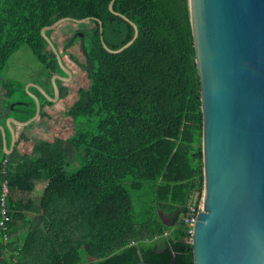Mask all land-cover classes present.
<instances>
[{
	"label": "trees",
	"instance_id": "1",
	"mask_svg": "<svg viewBox=\"0 0 264 264\" xmlns=\"http://www.w3.org/2000/svg\"><path fill=\"white\" fill-rule=\"evenodd\" d=\"M111 1L0 0V73L27 47L50 95L51 76L65 73L41 29L63 18H91L84 30L63 28L61 47L52 35L62 28L46 31L88 80L65 113L74 133L38 140L29 153L17 139L7 154L0 131V199L5 182L9 188L0 264H171L173 258L194 264L182 218L193 196H202L204 172L190 3L115 0L114 11L134 22L139 36L112 54L100 39L117 50L133 39L134 28L110 11ZM56 84L67 97L69 87ZM34 105L14 110L29 119ZM19 139L28 141L24 134ZM37 182L46 185L34 201L28 196ZM1 216L0 205V222Z\"/></svg>",
	"mask_w": 264,
	"mask_h": 264
},
{
	"label": "water",
	"instance_id": "2",
	"mask_svg": "<svg viewBox=\"0 0 264 264\" xmlns=\"http://www.w3.org/2000/svg\"><path fill=\"white\" fill-rule=\"evenodd\" d=\"M114 1L110 11L134 28L133 39L117 50L100 39L106 51L117 54L136 42L139 30L114 11ZM189 3L203 113L204 186L191 242L194 264H264V0ZM90 20L63 18L41 29V37L66 74L52 76L53 97L40 88L47 101L60 97L56 81H70L72 72L46 31ZM34 101L35 113L28 121H11L21 127L36 121L40 103L35 96ZM8 128L10 149L0 127L4 151L10 154L16 132L10 122Z\"/></svg>",
	"mask_w": 264,
	"mask_h": 264
},
{
	"label": "rangeland",
	"instance_id": "3",
	"mask_svg": "<svg viewBox=\"0 0 264 264\" xmlns=\"http://www.w3.org/2000/svg\"><path fill=\"white\" fill-rule=\"evenodd\" d=\"M88 23L89 22L84 23L83 25H78L67 22L63 23L59 28H62V33H64L63 28L69 26L74 27L77 30H84L86 29V26L88 27ZM52 36L55 43H58L61 47L63 35L59 33L60 37H55L54 34ZM76 53L78 57L82 58L79 50L78 52L76 51ZM63 59L67 65L65 63L64 64L74 71V78L72 82L69 83L72 90H70L71 92H69L65 99H61V97H59L54 102H47L46 100L48 99L44 97L42 91L40 90V88L43 89L45 85V71L27 47L20 48L17 53L10 57L5 69L2 73H0V109L2 110L0 117L3 116V114L5 115L4 118H0V127L4 128V132L6 134L5 139L9 149L11 148L12 134L8 128V122L12 123L16 132V139L19 138L18 134H21V132H23L28 139V141L18 139V149H20L22 153H29L34 143L40 139L52 140L55 136L66 139L74 133V123L65 113L75 102L77 98V90L81 87H88V80L85 77V73H81L79 68H77L76 65L70 61L67 55H65ZM61 76L65 75L62 74ZM34 96L38 98L40 111H45L50 115L47 118V122H44L46 119L43 118L44 120H42L39 117L36 121L24 127L13 123L11 121L12 119L20 122L28 121V119H25L21 112L15 111L14 109L16 106H21L19 103H30V106L32 107V102H34V104L36 102L34 101ZM41 96H43L45 100H43ZM41 105H43V108H41ZM34 106L36 108V105ZM0 131L3 138V131L1 129Z\"/></svg>",
	"mask_w": 264,
	"mask_h": 264
},
{
	"label": "built area",
	"instance_id": "4",
	"mask_svg": "<svg viewBox=\"0 0 264 264\" xmlns=\"http://www.w3.org/2000/svg\"><path fill=\"white\" fill-rule=\"evenodd\" d=\"M8 194H9L8 183L5 182L3 184V195L0 199L1 215H2L0 226L3 229H6V222H8L7 201H6ZM197 198L198 197L196 195L193 196L192 200L188 204V211L186 212V214H184L182 218L183 224L188 228L189 239L187 240V243L192 242L194 226L196 223L197 215L202 205V196L200 197V199H197Z\"/></svg>",
	"mask_w": 264,
	"mask_h": 264
},
{
	"label": "crops",
	"instance_id": "5",
	"mask_svg": "<svg viewBox=\"0 0 264 264\" xmlns=\"http://www.w3.org/2000/svg\"><path fill=\"white\" fill-rule=\"evenodd\" d=\"M43 90H44V87H43ZM44 119H46L44 122H47V118H44ZM44 119H42V120H44ZM22 134H23V132H21V134H18V135L22 136ZM17 139H19V138H17ZM17 139H16V141H17ZM45 185H46V182H37L35 184V186L33 187L32 192L29 194L28 198H30L34 201H37L40 198L41 194L43 193Z\"/></svg>",
	"mask_w": 264,
	"mask_h": 264
},
{
	"label": "flooded vegetation",
	"instance_id": "6",
	"mask_svg": "<svg viewBox=\"0 0 264 264\" xmlns=\"http://www.w3.org/2000/svg\"><path fill=\"white\" fill-rule=\"evenodd\" d=\"M60 34H62L63 36H65L64 35V33H62V30H60ZM69 35H71V34H69ZM79 35V34H78ZM65 62V61H64ZM65 64L67 65V63L65 62ZM67 68H68V66H66ZM69 69L71 70V72H72V78H71V80L70 81H68V82H62V84L63 85H65V84H67V85H65V86H68L69 87V92H71L70 90H72L71 89V87L69 86V83L70 82H72V80H73V78H74V71L69 67ZM59 75H62V74H59ZM65 76H66V74H65ZM80 89V88H79ZM78 89V90H79ZM78 90H77V92H78ZM44 91L49 95V96H53V91L51 92L52 94L50 95L45 89H44ZM66 98V97H65ZM65 98H61V99H65Z\"/></svg>",
	"mask_w": 264,
	"mask_h": 264
}]
</instances>
